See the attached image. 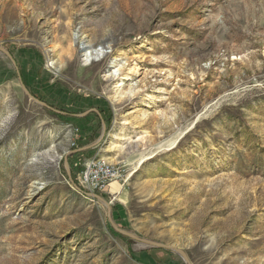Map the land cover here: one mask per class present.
I'll return each mask as SVG.
<instances>
[{"label":"rangeland","instance_id":"obj_1","mask_svg":"<svg viewBox=\"0 0 264 264\" xmlns=\"http://www.w3.org/2000/svg\"><path fill=\"white\" fill-rule=\"evenodd\" d=\"M0 47V264H264V0H0Z\"/></svg>","mask_w":264,"mask_h":264},{"label":"built area","instance_id":"obj_2","mask_svg":"<svg viewBox=\"0 0 264 264\" xmlns=\"http://www.w3.org/2000/svg\"><path fill=\"white\" fill-rule=\"evenodd\" d=\"M119 176L120 168L117 165L103 161H93L81 172L80 180L83 187L94 191L107 187Z\"/></svg>","mask_w":264,"mask_h":264},{"label":"water","instance_id":"obj_3","mask_svg":"<svg viewBox=\"0 0 264 264\" xmlns=\"http://www.w3.org/2000/svg\"><path fill=\"white\" fill-rule=\"evenodd\" d=\"M0 49L3 50V51H5V53L10 56V54H9L8 51L4 50L2 47H0ZM144 242L148 246H151V247H159V248L161 247V248H165V249L174 250V251H176L183 258V260L186 262V264H189V262L187 260V257L184 254V252L182 250L178 249V248H175V247H172V246H168V245L157 244V243H154L153 241H150V240H144Z\"/></svg>","mask_w":264,"mask_h":264},{"label":"trees","instance_id":"obj_4","mask_svg":"<svg viewBox=\"0 0 264 264\" xmlns=\"http://www.w3.org/2000/svg\"><path fill=\"white\" fill-rule=\"evenodd\" d=\"M160 248H161V247H160ZM161 249H165V248H161ZM166 251H167V252H169V250H168V249H166Z\"/></svg>","mask_w":264,"mask_h":264}]
</instances>
